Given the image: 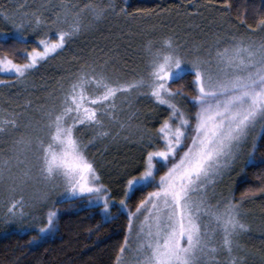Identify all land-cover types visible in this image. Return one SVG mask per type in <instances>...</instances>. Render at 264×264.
<instances>
[{
  "label": "snow or ice",
  "instance_id": "6c2138e0",
  "mask_svg": "<svg viewBox=\"0 0 264 264\" xmlns=\"http://www.w3.org/2000/svg\"><path fill=\"white\" fill-rule=\"evenodd\" d=\"M190 4L198 14L200 5ZM223 5L226 13L233 8L232 0ZM137 14L159 15L152 9L131 13L116 0H48L20 19L5 12L14 28L0 31V91L26 86L38 67L108 17ZM236 20L243 34L217 33L211 41L151 36L140 50V66L131 69L112 57L81 58L42 103L25 97L19 111L10 107L9 95L8 105H0V145L8 146L0 149L2 223L32 230L30 243L42 242L58 230L54 196L100 207L110 222L113 190L89 147L134 140L142 157L138 170L122 178L119 204L128 223L115 264H247L254 250L242 243L252 231L243 205L264 194V186L239 200L213 202L217 182L242 149L250 146L245 163H254L257 141L264 139V10L249 23L241 6ZM141 97L152 102L151 111L167 112L155 129L136 122ZM137 192L145 194L133 211L129 201ZM39 205H47L43 216L32 211Z\"/></svg>",
  "mask_w": 264,
  "mask_h": 264
},
{
  "label": "rangeland",
  "instance_id": "374dc122",
  "mask_svg": "<svg viewBox=\"0 0 264 264\" xmlns=\"http://www.w3.org/2000/svg\"><path fill=\"white\" fill-rule=\"evenodd\" d=\"M47 2L48 0H12L10 10L0 11V31L13 32V23L5 18V12L20 19L25 12L34 11L40 4ZM57 2L58 0H51V3ZM76 2L83 3L85 0H76ZM116 3L118 6L128 9L129 0H116ZM192 3L200 5L198 14L192 8L190 0H162L155 10L159 15L137 14L135 19L115 15L108 17L100 22L95 30L77 37L74 42L67 46V50L55 59H50L38 67L26 86L17 83L11 89L0 91V105H8L9 95H11L10 107L17 111L20 110L17 105L23 104L25 97L31 99L34 104L42 103L47 97L48 91L58 86L57 82L60 81L61 77H66L69 71H75L81 62V58L112 57L120 64L127 62L129 69L138 67L140 66L138 59L140 50L151 36L178 34L181 43L185 41L193 43L195 41H211L217 33L220 36H228L232 33L243 34L246 31L244 25L233 20L224 8L209 5L202 0H192ZM164 9L167 11H163ZM188 13L192 14L189 15ZM45 15L48 13L45 12ZM28 39L36 41L35 34L29 35ZM57 72L59 76L56 75ZM138 106L141 109V114L136 122H143L150 129L157 128L163 118L164 108L161 107L155 112L151 111L153 105L147 97H141ZM188 107L191 109L192 105L189 104ZM34 114L39 119V113ZM259 143L260 140L257 141V149ZM7 147V145H0V149L6 150ZM248 151H250V146L246 145L242 149L245 154L241 155L231 171L221 181L217 182L213 202L229 196H234L236 200L240 199L234 195L235 186L245 177L247 167L255 163V161L254 163H245ZM135 153L142 155V146L134 140H120L116 143L98 142L89 147V155L97 161L104 183H106L105 178L111 177V169L115 168V162H119L124 156ZM119 166L117 165L116 168ZM114 172L116 171L114 170ZM161 174L163 173L161 172ZM52 199L57 201L55 206L59 210L58 204L63 202V198L54 196ZM80 202L81 208L96 207L89 206L82 200ZM117 207H119L120 212H125L119 201L114 198L112 206L114 216L117 214L115 212ZM5 211L6 209L0 204V226L3 229H16L22 232L32 231L21 230L16 224L4 225L2 217ZM32 211L43 216L47 211V205H39ZM243 211L246 221L252 226V231L242 238V243L254 250V254L249 256L247 264H264L261 255V252L264 251V236H262V230H264V194L246 199ZM101 214L104 218L102 209ZM53 236L54 234L45 239ZM37 244L39 243H33V245Z\"/></svg>",
  "mask_w": 264,
  "mask_h": 264
},
{
  "label": "trees",
  "instance_id": "16d2710c",
  "mask_svg": "<svg viewBox=\"0 0 264 264\" xmlns=\"http://www.w3.org/2000/svg\"><path fill=\"white\" fill-rule=\"evenodd\" d=\"M11 1L0 0V11L10 10ZM160 1L162 0H129L128 9L131 13H136L137 9L156 10ZM202 1L224 8L223 0H213L212 4L209 0ZM232 4L233 8L228 12L235 21L241 6L247 10L249 23H253L259 12L264 10V0H232ZM29 41L36 44V41ZM56 75L59 76V73ZM166 114L163 109V117ZM141 157L138 153L122 157L119 162H115V168L111 169V177L105 178L117 201L122 198L124 190L123 176L127 172L138 170ZM117 165H120L119 168H116ZM261 186H264V139L260 140L255 163L247 167L245 177L236 184L234 195L241 198L249 189ZM144 194L137 192L130 199L129 207L133 211ZM260 195L262 194L257 193L254 197ZM80 203V200L60 202L58 230L53 237L37 245L30 243L35 234L33 231L7 230L0 226V264H115L119 248L127 235V213L120 212L117 207L115 218L109 222L104 220L101 208H81Z\"/></svg>",
  "mask_w": 264,
  "mask_h": 264
}]
</instances>
